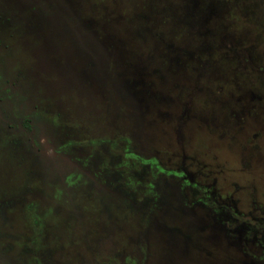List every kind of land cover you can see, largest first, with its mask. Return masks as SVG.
<instances>
[{
    "label": "rangeland",
    "instance_id": "1",
    "mask_svg": "<svg viewBox=\"0 0 264 264\" xmlns=\"http://www.w3.org/2000/svg\"><path fill=\"white\" fill-rule=\"evenodd\" d=\"M129 257L264 264V0H0V264Z\"/></svg>",
    "mask_w": 264,
    "mask_h": 264
},
{
    "label": "flooded vegetation",
    "instance_id": "2",
    "mask_svg": "<svg viewBox=\"0 0 264 264\" xmlns=\"http://www.w3.org/2000/svg\"><path fill=\"white\" fill-rule=\"evenodd\" d=\"M125 118H127L128 119V117H125ZM130 118H133V117H129V119L127 120L129 123L128 124H126L125 125V127L124 128H127L126 129V131H127V133H125V134H128L127 135V142L129 143L128 145H127V149H134L133 148V145H135V144H137V141L134 139V138H138V137H136V136H133V132L130 130V127H131V124H130V120H132V119H130ZM116 125H117V123H116ZM117 127H119L120 128V125L119 126H117ZM123 128V129H124ZM126 131H122V132H126ZM133 139V141H131L130 139ZM128 151V150H127ZM148 154H152V152H150L149 150H148ZM162 162L161 161H159V168H160V171H166L165 170V168H164V166L161 164ZM155 167H157L156 165H155ZM31 205V204H30ZM147 220H149V218L147 219ZM145 239H147L148 238V236L147 235H145V236H143ZM147 250V249H146ZM142 260L144 261V260H146V257L145 258H143V259H140V262H142ZM132 262V264H136L137 263V258L135 257V258H133V257H129V262ZM125 262H127V261H125Z\"/></svg>",
    "mask_w": 264,
    "mask_h": 264
}]
</instances>
